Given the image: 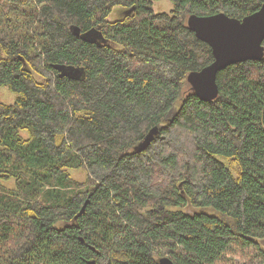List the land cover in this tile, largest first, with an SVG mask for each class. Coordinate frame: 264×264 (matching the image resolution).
<instances>
[{
  "label": "trees",
  "instance_id": "1",
  "mask_svg": "<svg viewBox=\"0 0 264 264\" xmlns=\"http://www.w3.org/2000/svg\"><path fill=\"white\" fill-rule=\"evenodd\" d=\"M157 1L0 0V264H216L264 240V57L212 101L187 79L214 61L187 17L264 0Z\"/></svg>",
  "mask_w": 264,
  "mask_h": 264
},
{
  "label": "water",
  "instance_id": "2",
  "mask_svg": "<svg viewBox=\"0 0 264 264\" xmlns=\"http://www.w3.org/2000/svg\"><path fill=\"white\" fill-rule=\"evenodd\" d=\"M187 25L198 39L211 46L214 55V61L200 70L191 71L187 76L193 91L202 100L212 101L219 96L217 77L221 70L236 63L261 60L264 57V3L258 10L242 19L224 12L211 15L193 13L187 17ZM75 33H81L79 27L75 28ZM56 68L62 76H80L81 72L79 68L64 65H57ZM158 130L155 126L138 147H145ZM88 202L89 199L86 204ZM159 263L178 264L168 256L161 257ZM90 264H96V261L92 260Z\"/></svg>",
  "mask_w": 264,
  "mask_h": 264
},
{
  "label": "rangeland",
  "instance_id": "3",
  "mask_svg": "<svg viewBox=\"0 0 264 264\" xmlns=\"http://www.w3.org/2000/svg\"><path fill=\"white\" fill-rule=\"evenodd\" d=\"M155 10L159 13L170 12L174 8L171 0H159L155 3ZM126 9L121 6H117L110 16L111 20H118L125 16ZM27 69H31L28 64L25 66ZM18 94L11 91L7 86L0 88V100L12 103L17 98ZM73 176L78 180H86L87 173L85 170L73 171ZM9 187L15 186V180L7 183ZM183 211L189 214L198 213L201 211H212L209 208H200L195 206H186L182 208ZM216 264H264V240L261 241L260 245H246L242 240H236L232 246L225 253V257L218 261Z\"/></svg>",
  "mask_w": 264,
  "mask_h": 264
},
{
  "label": "bare ground",
  "instance_id": "4",
  "mask_svg": "<svg viewBox=\"0 0 264 264\" xmlns=\"http://www.w3.org/2000/svg\"><path fill=\"white\" fill-rule=\"evenodd\" d=\"M160 264V263H159Z\"/></svg>",
  "mask_w": 264,
  "mask_h": 264
}]
</instances>
